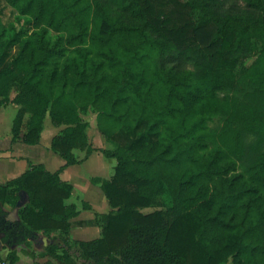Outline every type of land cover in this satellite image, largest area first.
<instances>
[{
    "label": "trees",
    "instance_id": "16d2710c",
    "mask_svg": "<svg viewBox=\"0 0 264 264\" xmlns=\"http://www.w3.org/2000/svg\"><path fill=\"white\" fill-rule=\"evenodd\" d=\"M82 1L27 0L22 8L34 27L64 34L76 49L65 63L44 34L5 39L0 24V105L16 90L21 106L14 138L28 113L23 140L39 143L49 114L65 126L51 148L65 166L79 163L75 149L94 150L82 117L91 110L113 144L102 151L117 160L114 176L92 181L116 210L102 216L101 238L79 242L82 264H264V9L233 10L223 0ZM72 190L43 165L1 185L2 241L68 234ZM21 191L28 202L11 220L3 206ZM54 256L77 264L68 252ZM6 259L16 263V250Z\"/></svg>",
    "mask_w": 264,
    "mask_h": 264
},
{
    "label": "crops",
    "instance_id": "0c3cea01",
    "mask_svg": "<svg viewBox=\"0 0 264 264\" xmlns=\"http://www.w3.org/2000/svg\"><path fill=\"white\" fill-rule=\"evenodd\" d=\"M16 94L17 91L13 90L9 102L0 105V186L21 176L35 165H43L47 171L57 172L62 181L73 185L72 193L64 200V204L74 205L76 215L70 218L71 228L65 235L58 229L49 234L40 231L36 233V239L30 238L27 243L10 246L2 241L0 234V257L8 258L10 252L16 250V264H60L54 254L62 255L68 252L77 264H82L86 261L80 257L79 242L101 238L102 216L116 210L100 184L92 181L96 177L110 180L114 176L117 160L107 157L102 151L113 148V144L100 131L97 116L93 113L83 114L82 117L89 123L87 135L94 150L87 155L85 150L75 149L74 153L80 162L65 166L66 160L51 148L53 139L65 126L55 125L49 114L44 120L39 143L27 144L23 140V134L27 131L28 113L24 115L20 138H14V120L21 108L20 104L14 101ZM27 202L28 194L21 191L17 203H5L3 209L8 212L11 220H18L19 211ZM145 209L142 211L148 213ZM4 250L6 254L2 255L1 251Z\"/></svg>",
    "mask_w": 264,
    "mask_h": 264
},
{
    "label": "rangeland",
    "instance_id": "374dc122",
    "mask_svg": "<svg viewBox=\"0 0 264 264\" xmlns=\"http://www.w3.org/2000/svg\"><path fill=\"white\" fill-rule=\"evenodd\" d=\"M27 1V0H26ZM26 1H21L20 4L14 6L12 0H0V24L4 29L5 39L12 38L16 33L20 31H25L29 35L39 33L43 36L44 28H36L33 24V17L31 15H24L22 8L26 5ZM92 0H83L80 7H85L90 4ZM224 7H231L233 10H239L243 8H249L250 6H258L260 9H264V0H223ZM91 17L95 15L94 8L92 9ZM42 33V34H41ZM44 42L52 48H56L64 53V57L61 59V63L77 59L78 55L76 49H67L64 42V34L56 33L52 30L47 31L45 34ZM97 48H94L96 50ZM97 113L89 111L87 114ZM211 127H214L215 123L211 122ZM212 148H207V151H211ZM243 167L236 169L235 173H241ZM165 194L163 195L161 201H165ZM155 208L145 209V211H153ZM2 255L6 254V250L1 251ZM226 264H233L232 259H230Z\"/></svg>",
    "mask_w": 264,
    "mask_h": 264
},
{
    "label": "built area",
    "instance_id": "2783aa9c",
    "mask_svg": "<svg viewBox=\"0 0 264 264\" xmlns=\"http://www.w3.org/2000/svg\"><path fill=\"white\" fill-rule=\"evenodd\" d=\"M0 264H16V263H12L11 261L7 260L6 258L0 257Z\"/></svg>",
    "mask_w": 264,
    "mask_h": 264
}]
</instances>
